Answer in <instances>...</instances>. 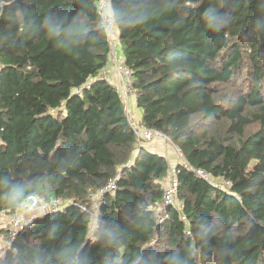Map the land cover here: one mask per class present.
<instances>
[{
  "label": "trees",
  "instance_id": "trees-1",
  "mask_svg": "<svg viewBox=\"0 0 264 264\" xmlns=\"http://www.w3.org/2000/svg\"><path fill=\"white\" fill-rule=\"evenodd\" d=\"M99 3L0 0V214L61 201L0 264H264V0ZM136 126L183 155L162 217L170 160Z\"/></svg>",
  "mask_w": 264,
  "mask_h": 264
},
{
  "label": "rangeland",
  "instance_id": "rangeland-1",
  "mask_svg": "<svg viewBox=\"0 0 264 264\" xmlns=\"http://www.w3.org/2000/svg\"><path fill=\"white\" fill-rule=\"evenodd\" d=\"M114 29H117L116 27ZM119 33H117V36ZM112 43H116L117 47H120L119 42L112 40ZM122 58V50L121 48L116 50V59L121 61ZM113 60H110V63ZM109 63V64H110ZM126 100V99H125ZM128 102V112L133 113L132 119L133 124H138L141 118V110L136 106L134 101L133 93L129 95ZM147 145L152 148L157 149L159 152L165 153L168 155L170 160V171L168 174V178L165 181V185H167L171 180L175 179L174 176V165L177 160H182V152L172 143V141L162 134H156L151 140L146 141ZM172 160V161H171ZM52 206H48L47 208H51ZM45 207L37 200L33 199L32 203H27L18 208V211L13 214H0V253L3 251V248L9 243V239L15 237L19 230H21L26 223L32 222L33 219L38 217L41 214V211Z\"/></svg>",
  "mask_w": 264,
  "mask_h": 264
},
{
  "label": "built area",
  "instance_id": "built-area-1",
  "mask_svg": "<svg viewBox=\"0 0 264 264\" xmlns=\"http://www.w3.org/2000/svg\"><path fill=\"white\" fill-rule=\"evenodd\" d=\"M110 0H100V9L102 11L105 12V10L108 8V6L110 5L109 3ZM104 20H105V24L107 29L109 30V32H111V29L113 28V17L112 14L110 12L105 13L104 15ZM111 37V35H110ZM116 70L115 72L117 73V75L121 78L122 80V84L117 83L115 86L116 88L122 93L123 97H125L126 99H128V95L132 93V89L130 88V84L127 81L126 82V78H129V70L123 66L122 64H116L115 66ZM134 131L137 134V136H139V138L144 139V140H151L156 134H158L157 131L155 130H151V129H143L140 128L138 126L134 127ZM198 173H200L202 176H206V174L203 171H198ZM175 175V171L173 173ZM176 179L171 180L166 186H165V190H164V195H163V199H162V204H160V206L157 208L158 214L160 217H162L165 212H166V207L169 203L173 202L176 196V188H177V184H176ZM109 187L111 188L112 185L111 183L109 184ZM60 199L54 201L52 204H43V206L45 207L42 211H46V210H55L57 208V206L60 205ZM47 205L51 208H47Z\"/></svg>",
  "mask_w": 264,
  "mask_h": 264
},
{
  "label": "crops",
  "instance_id": "crops-1",
  "mask_svg": "<svg viewBox=\"0 0 264 264\" xmlns=\"http://www.w3.org/2000/svg\"><path fill=\"white\" fill-rule=\"evenodd\" d=\"M115 31V30H114ZM117 33H118V30H116V35H115V41L117 42V39H118V36H117ZM114 53H113V58H112V60H113V62H111L110 64H109V66H108V68L105 70V74L113 81V82H115V85L117 84V83H120V84H122V80H121V78L117 75V73L115 72V70H116V68H115V66H116V64H121L122 63V58H121V61H118L117 59H116V50L117 49H119L120 47H116V43L114 44ZM133 120V119H132ZM165 154V153H164ZM167 157H169L168 155H166ZM169 159V158H168ZM172 161V160H171ZM175 164H176V162H175Z\"/></svg>",
  "mask_w": 264,
  "mask_h": 264
},
{
  "label": "clouds",
  "instance_id": "clouds-1",
  "mask_svg": "<svg viewBox=\"0 0 264 264\" xmlns=\"http://www.w3.org/2000/svg\"><path fill=\"white\" fill-rule=\"evenodd\" d=\"M183 156V155H182Z\"/></svg>",
  "mask_w": 264,
  "mask_h": 264
}]
</instances>
